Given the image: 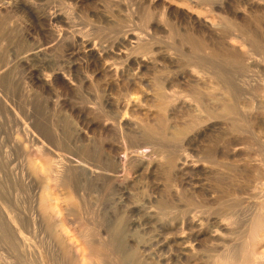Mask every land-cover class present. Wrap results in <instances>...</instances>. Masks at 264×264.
Here are the masks:
<instances>
[{
    "label": "bare ground",
    "instance_id": "obj_1",
    "mask_svg": "<svg viewBox=\"0 0 264 264\" xmlns=\"http://www.w3.org/2000/svg\"><path fill=\"white\" fill-rule=\"evenodd\" d=\"M184 1L194 4L201 12L214 15L217 21L210 23L208 19L204 22L199 19L189 28L185 24L190 19L189 14L176 9L172 2L143 0L142 5L146 8L143 11L147 13L148 20L146 24L144 21L140 32L125 25V18L131 17L128 13L131 8L126 0H0V46L7 47L6 52L0 51V82L6 86L14 85L17 78L22 77L18 73H24L31 87L27 86L35 93L48 97V108L66 110L68 115L65 116L74 120L60 128L59 143L55 140L52 142L56 144L43 142L33 132L35 101L30 98L28 89L23 87L22 91L26 89L28 93L25 91L24 96L20 95L25 97L28 110L24 118L16 119L15 125L33 143L29 165L35 174L42 176L45 185L32 198L35 214L26 212V216L20 210L22 207H16L20 204L19 200L8 193L0 176V245L7 247L9 253L12 251L21 262L28 261L32 252L26 232H36L39 226L58 218L53 215L57 210L54 211V208L64 205V201L66 205L75 201L76 205L75 199L80 197L77 194L80 191L77 178L84 176L87 179L86 171L90 170L81 162L82 157H78L82 145L78 142L89 141V134L92 133L99 137L100 145L95 146L98 149L94 152L96 162L91 176L99 180L103 177L102 180L108 184L105 186L112 189L111 203L116 208H127L132 214L140 216L138 220L130 219L132 216L128 218L134 231L139 227V230H149L151 234L147 239L145 233L144 238L133 237V234L131 238L123 226L125 223L120 221L113 226L108 222L107 238L93 242L95 240L90 237L93 231L97 232L86 226L80 234L92 257L97 260L115 257L113 261L116 260L117 264H264V152L261 158H253L246 154L244 147L227 142H237L241 138V130L234 127L235 120L241 123L248 118L245 123L257 126L264 134V105L255 109L252 104L251 107L247 105L250 101L244 103L245 106L241 102L242 96L252 89L264 97V35L253 27V23H259L260 16L264 17V0ZM131 10L140 12L139 8ZM139 14L137 17L141 16ZM78 19H81L80 22ZM132 20L127 21L131 23ZM86 26H91V29H85ZM167 26L180 37L182 45L190 47L189 53H185L186 50L181 52L186 59L189 58L188 62L181 55L163 53L157 45L158 32H165ZM100 27L115 28L112 36L107 33L111 36L108 41L96 35ZM58 30L65 39L62 51L59 50L60 55L56 57L57 54H48L44 48L51 35ZM64 58L72 60L67 67L64 64L66 68L62 65ZM134 87L139 90L134 92ZM57 88L69 97L77 96L83 89L90 90L95 104L93 101L92 107L88 106L90 102L81 106L71 104L67 98L62 99L57 94ZM186 88L191 94L180 91ZM207 89L208 92L205 91ZM201 93L212 98V107L204 102L206 99ZM146 101L156 108V117L152 114V117L141 120L140 113L152 109ZM130 109L139 113L137 118L141 121L136 120L135 115L134 119L131 112L129 115ZM176 109L190 113V119L176 120ZM249 109L251 112L243 118L242 112L246 113ZM125 130L139 135L146 130V135L158 137L166 145L147 146L145 143L128 149L120 143L108 141L117 131ZM214 133L223 140L218 138L216 142L205 144L206 138ZM21 143V139H17L15 146ZM188 149L198 153L197 156L187 154L185 150ZM2 155L7 168L9 154ZM82 155L86 154L83 152ZM234 169L242 175L241 179L244 178L246 185L243 184V187L233 188L223 181L226 175L235 174ZM11 171L13 174L14 170ZM232 171L234 174L230 173ZM159 175L175 188L171 202L162 193H159L162 196L160 200L154 194L141 201L139 194L140 201H135L136 194L141 190L136 191L135 188L134 193V186L146 180V184L151 185L149 190H160ZM12 181L20 188L39 186L28 173L16 175ZM231 185L234 186L235 182ZM62 189L67 192L66 198H62ZM58 192L62 193L59 194L64 199L62 202L55 196ZM186 192L191 193L194 200L186 199ZM76 194L78 197L75 198ZM59 214L61 216L56 219V225L61 233H66L69 217L65 213ZM113 218H110L111 223ZM96 235L99 236V232ZM132 240L135 241L133 244L136 243L135 247ZM61 241L64 252L69 256L74 254L79 264H94L91 257V263L88 262L84 249L77 247L78 250L76 248L72 252L67 241Z\"/></svg>",
    "mask_w": 264,
    "mask_h": 264
},
{
    "label": "rangeland",
    "instance_id": "obj_2",
    "mask_svg": "<svg viewBox=\"0 0 264 264\" xmlns=\"http://www.w3.org/2000/svg\"><path fill=\"white\" fill-rule=\"evenodd\" d=\"M138 1V2H137ZM141 1V2H140ZM142 1L143 0H126V2L128 3V5L130 6V8L132 9V8H139L140 9V12H139V10L136 12V13H134V12H132V10L131 9H129L130 11L128 12V13H130V15H131V17L129 16L128 18H125V25H126V27H128V29H130V30H138V31H140V32H142L141 30L142 29H140V28H142V27H144V25H143V23H144V21H145V24L147 23V18H146V12H144V11H146V8L144 9V5H142ZM168 2H172V4L174 5V7H176V9H178L179 8V10L180 11H182V13H183V11H184V14H186V15H188V16H190V19H188L187 20V22L185 23L189 28H192L193 27V23H195V22H197V21H199V19L201 20V21H206L207 19V21H210V23H215L217 20H215L216 19V17H213L212 16V14L210 15L209 13H205V12H201L200 11V9H198L197 10V8L196 7H194L193 5L194 4H191V3H189V2H186V1H184V0H167ZM138 3V4H137ZM140 3V4H139ZM191 6H190V5ZM141 5V6H140ZM141 7V8H140ZM142 9V10H141ZM143 9H144V11H143ZM142 11V12H141ZM141 13V14H139V13ZM189 12V13H188ZM80 13V12H79ZM127 13V12H126ZM142 13H145V14H142ZM193 13V14H192ZM205 15H204V14ZM135 14V15H134ZM137 14H139V15H141V16H139V17H137L138 15ZM206 14H209V16L208 15H206ZM77 15H79V14H77ZM127 14H125V16H126ZM203 15V16H202ZM135 16V17H134ZM208 17V18H207ZM212 17V18H211ZM133 19L132 21H131V23H130V21H127V20H131V19ZM137 18V19H136ZM142 18H143V20H142ZM144 18H145V20H144ZM193 18V19H192ZM263 18V19H262ZM261 18V16H260V20H259V23H253V27L255 28L256 27V29L258 30V32L260 33V35L262 34V35H264V30L262 31V28L264 27V17H262ZM127 19V20H126ZM135 19V20H134ZM206 19V20H205ZM257 19V18H256ZM259 19V18H258ZM79 20V22H80V20L81 19H78ZM253 20H255V18L253 19ZM262 20V21H261ZM82 22V21H81ZM83 23V22H82ZM134 23V24H133ZM189 23V24H188ZM191 23L193 24V25H191ZM137 24V25H136ZM83 26H85L84 24H83ZM82 26V27H83ZM174 26V25H173ZM263 26V27H262ZM91 27V26H90ZM89 26H86V28L85 29H87L88 30V28L89 29H91ZM139 27V28H138ZM172 27V26H171ZM101 29H97L96 30V35H98L99 37L98 38H100V36L102 37V38H100L101 40L103 39V38H106V41H108L109 39H110V37L112 36V34H114L113 32H114V30H115V28H113V27H103V29H102V27H100ZM106 28H107V30H106ZM109 28H110V30L113 28V30H109ZM167 28H168V30H166L165 32H163V31H161V32H158V35H157V45L158 46H160V49H162V51H163V53H164V51H166L165 52V54L167 53V54H171V53H173L172 55H174V54H178V55H181V56H183V54L182 53H184V51L186 50L187 52H185V53H189V50H190V47L189 46H186V45H182L181 44V42H180V37L179 36H177V35H174V33L173 32H171L170 30H171V28H170V26H167ZM264 29V28H263ZM143 30H144V28H143ZM170 31V32H169ZM97 32H99V34L97 33ZM262 32V33H261ZM107 33H110L111 34V36H109V34H107ZM108 35V36H106V35ZM170 34V35H169ZM172 35V36H171ZM174 35V36H173ZM170 36V37H169ZM168 37V38H167ZM171 37L173 38V39H171ZM177 37V38H176ZM262 37H264V36H262ZM108 38V39H107ZM162 40H161V39ZM175 38V39H174ZM64 39H65V37H64V35L60 32V30H58L56 33H54V34H52L51 35V38H50V42L45 46V48H44V50H45V52H47L48 54H54L53 56H56V54L58 55V56H56V57H59V55H60V51L59 50H61L62 51V48L61 47H63V45H64ZM159 39V40H158ZM103 41H105V39L103 40ZM173 41V42H172ZM159 43H160V45H159ZM176 43V44H175ZM179 44H180V46H179ZM171 45V46H170ZM182 46H186V47H182ZM189 49H188V48ZM5 48L7 49V47H2V46H0V51H2L3 53L4 52H6L5 51ZM176 49V50H175ZM177 51V52H176ZM182 52V53H181ZM181 53V54H180ZM188 55V54H187ZM184 57V58H183ZM182 58H183V60H185L186 62H188L189 61V58L188 59H186L185 58V55L183 56ZM70 59V58H69ZM68 58H64L63 60H62V65H63V68H66L68 65H69V63L70 62H72V60L70 59L69 60ZM184 61V62H185ZM64 62V63H63ZM69 62V63H68ZM64 64H65V66H64ZM166 64H168V66H169V63H168V60H166ZM19 74L20 75H22V77L20 76V77H18L17 78V81H15V84L14 85H4L2 82H0V148H1V150H2V152H0V162H2V164H0V166H2V168H1V170H0V176H1V178H2V180L4 181V183H5V186H6V190H8V193H10L11 194V196L13 197V198H17L18 200H19V202H20V204L19 205H17V203L15 204V205H17L16 207H18L21 211H23V213L25 212V214L24 215H26L27 216V213L30 215H32L33 213L35 214V212H36V209H35V207H34V204H33V201H32V198L36 195V193L37 192H39V191H42L43 189H44V185H45V183H44V179L42 178V176H40V175H38V174H35L34 172H33V170H32V168L30 167V165H29V156L31 155L30 153H32L34 150V146H33V143H31V141H29L25 136H24V134L23 133H21L20 131H19V127H16V125H15V121H16V119H18V118H21V117H23L24 118V114L26 115V111L28 110V108H27V102L25 101V97H23L24 95V93H25V91H26V93H28L29 92V94H30V98L32 97L33 99H34V107H33V115H34V117L32 118V120H33V122H34V128H33V132H34V134L37 136V137H39V138H41V140H43V142L44 141H47L48 143L49 142H51V143H53V144H56L57 142L59 143V135L61 134V130L65 127V126H67V124H69V122H71V121H74L73 120V118H71V117H66L65 115H68V113H66V110H63V109H58V110H53V108H48V106H47V103H46V101H47V99H48V97L46 96V95H40V94H37V93H35L34 91V89L32 90L30 87V85H29V82L25 79V76H23V75H25L24 73H22V72H20V73H18V76H19ZM150 76H152L151 74H149ZM17 76V75H16ZM20 79V80H19ZM24 79V80H23ZM19 80V81H18ZM23 81V82H22ZM26 81V82H25ZM21 83V84H20ZM27 84L30 86H27ZM1 85H3V86H1ZM6 86V87H5ZM28 88H27V87ZM5 87V88H4ZM8 87H10V88H8ZM19 87V88H18ZM26 88V89H28V92H27V90L25 89L24 91H22L24 88ZM136 87H134L133 88V91L134 92H136V91H138L139 90V88H136ZM29 89H30V91H29ZM138 89V90H137ZM5 90V91H4ZM9 90V91H8ZM32 90V91H31ZM253 90V89H252ZM250 91V93L249 94H246V96L245 95H243L242 96V98H241V102L244 104H247L249 101V103L247 104V105H249V107H251V105L250 104H252V106H254L255 107V109H256V106L258 107V106H262V105H264V97H263V95L259 92L258 93V91H256V93H255V91L253 92V91ZM22 91V92H21ZM59 91V92H58ZM90 90H82V92H79L78 94H77V96H74V97H69V96H67V95H65V93H63L62 92V90L61 89H59V88H57L56 89V92H57V94L62 98V99H66L67 100V102H69V103H71V104H73L74 103V105H78V106H81V105H87V102H90V103H88V106H94V104H95V101H94V99H95V97H92V95H91V97H90V93H91V91L89 92ZM180 91L182 92L183 91V93L184 94H191L190 93V90H187V88L186 89H180ZM205 91H207L208 92V89L207 90H205ZM204 91V92H205ZM3 92V93H2ZM24 92V93H23ZM87 92V93H86ZM131 92H132V90H131ZM207 92H205V93H207ZM10 93V94H9ZM11 93H13V94H15V97H13V94H11ZM31 93H32V95H31ZM6 94V95H5ZM8 94L10 95V97L8 96ZM23 95L22 97H21V95ZM92 94V93H91ZM201 95H202V97H204V102L205 103H208L207 105L209 106H211L212 107V105L214 104L213 103V101H212V98L210 97V96H208V94H204V93H201ZM9 97V99H7L8 97ZM36 96V97H35ZM38 96V97H37ZM44 97V98H43ZM89 100H87L86 98ZM209 97V98H208ZM20 98H22V100H19ZM72 99V100H71ZM84 99V100H83ZM12 102H10V101ZM71 100V101H70ZM81 100H82V102H81ZM87 100V101H86ZM91 100V101H90ZM45 101V102H44ZM94 102V104H93V102ZM207 101V102H206ZM252 101V102H251ZM7 102V103H6ZM85 103V104H84ZM148 106H150L149 104H151V102H149V101H146L145 102ZM92 104V105H91ZM242 104V105H243ZM245 104H244V106H245ZM25 105V106H24ZM151 107H152V109L150 110V109H148V110H150V111H142L143 113L141 114L140 113V115H139V118L141 119V120H143V119H148V117H152L153 115H154V117H156V112L155 111H157L156 110V108L153 106V104H151ZM253 107V108H254ZM35 109V110H34ZM46 109V110H45ZM132 109H130V111H129V115H130V112H131V116L133 117L134 115H135V117H136V120H138V121H141L140 119H138L137 117H138V114L139 113H135V112H133V111H131ZM153 110V111H152ZM176 110H179V111H176ZM175 110V112H174V117L176 118V120H178V121H183V120H186V119H190V115H188V114H190V113H187L186 111H181L180 112V109H176ZM252 110V109H251ZM50 111V112H49ZM249 111H250V109L249 110H247V114L245 113V112H242V117L244 118V116L246 117V115H249ZM151 114H150V113ZM251 112V111H250ZM37 113V114H36ZM58 113V114H57ZM60 113H62V114H60ZM186 113V114H185ZM194 113H196V112H192V114L194 115ZM60 114V115H59ZM149 114V115H148ZM153 114V115H152ZM179 114V115H178ZM183 114V115H182ZM191 114V115H192ZM197 114V113H196ZM57 115V116H56ZM128 115V116H129ZM182 115V116H181ZM187 115H188V117H187ZM187 118H186V117ZM135 117H133L134 119H135ZM64 118H67V120H69V121H67L66 119H64ZM181 118V119H180ZM242 119V118H241ZM246 119H248V118H245V120ZM244 120V122H243V120L241 121V123L238 121V120H235V121H233L234 123H235V126L234 127H236L237 126V129H239V130H241L240 132L241 133H239V136L241 137L239 140H240V143H239V140H237V142H234V141H227L228 143L230 142L231 144H239L240 146H242V147H244L245 149H246V154L247 155H249V156H251V157H253V158H261L262 157V153L264 152V134H262L261 132H259V129H258V127L257 126H254L253 124L252 125H248L247 123H245V122H247V121H245ZM54 121V122H53ZM66 121V122H65ZM36 122V123H35ZM43 122V123H42ZM63 122V123H62ZM243 122V123H242ZM56 123V124H55ZM42 124H43V126H42ZM63 124H64V127H63ZM244 124H245V126H244ZM37 125V126H36ZM62 125V126H61ZM244 126V127H243ZM36 127V128H35ZM46 127H48V128H46ZM79 127L81 128L82 126L81 125H79ZM233 127V126H232ZM38 128V129H37ZM60 128H62V129H60ZM245 128V129H244ZM48 129V130H47ZM244 129V130H243ZM253 131H252V130ZM43 131V132H42ZM58 131H59V133H58ZM20 132V133H19ZM118 133L117 134H115V135H113V137H110V139L108 140L110 143L112 142V143H117V144H121L123 147H127L128 149H130L131 147H132V145H136V144H145L146 143V145L147 146H150V145H153V144H158V143H161V139L160 138H158V137H153L152 138V136H148V135H146L145 133H146V130L144 131V134H142V135H139V134H133V133H131V132H129L128 130H125V131H117ZM251 132V133H250ZM37 133H38V135H37ZM260 133V134H259ZM57 135V136H56ZM215 135V136H214ZM89 136H90V140L89 141H84V142H78V145H80V144H82V145H80V150H79V152H78V157L79 158H81V162H84V164H86L88 167H90L89 169L90 170H88L87 169V171H86V174H87V179H86V177H84V176H78V178H77V183H78V185H79V190L81 191H78V196H80V197H78L77 196V194L76 195H74V197L76 198V197H78L80 200L82 199V201H83V203H82V201H80L78 198L77 199H75V200H77V202H76V205L74 204V202L75 201H73V202H69L68 204H70V205H66L65 203H67V202H63V204L64 205H59L58 207H55L54 208V211H55V209L57 208V210L55 211L56 213L55 214H53L54 216H55V218L56 217H60L61 215L59 214V213H62L63 215H64V213H65V215L67 216V218H68V221L70 220V222H69V224H68V228H67V230H69L68 232H67V230H66V233H61V231H60V228L56 225V219L58 220V218H56L55 220L54 219H50L51 220V222H50V220L49 221H47L43 226H39L35 231L36 232H33V230H32V233L30 232V233H27L26 232V236L27 237H29L28 239L30 240L29 241V244H31V253H30V255H29V259H28V261H24V262H21L14 254H13V252L11 251L10 253H9V250H8V248L7 247H4V246H2V245H0V253H1V255H0V264L2 263V264H79V261H78V259L76 260L75 259V255L74 254H70V256L69 255H67L64 251V248H63V245H62V241L61 240H65V241H67V243L69 244V246H71L70 248H71V251L72 252H74L75 251V249L78 247L79 249L80 248H82V249H84V253H87V254H85V256H86V259L88 260V262H90L91 263V258H93L92 260H94V261H92V262H94V264H117V263H115V261H113V259H115V257L114 258H112V259H110V258H107V259H100V260H97V259H95V257H92V254L90 253V248L87 246V245H85L84 244V242H83V240L81 239V231L83 230V228H86V226L88 227V228H90V230H95L97 233H95L94 231L92 232L94 235H95V237H94V235L92 234V236L90 237V239H94L95 241H93V242H99L100 241V238H102V239H106L107 238V235H106V231L108 230V227H107V224H108V222H109V224L110 225H113V226H115L116 224H118L120 221L122 222V224H124L125 223V225H127V226H125V225H123L124 226V228H125V230H126V233L131 237V238H133V237H137V236H141L142 238H144L143 236H144V233H145V239H147L148 238V235L149 236H151V234H150V231L149 230H143L142 228H140V230H139V227L137 228V230L136 231H134L135 229L134 228H132L131 227V225H129V220L130 219H134V218H137L136 220H138L139 218H140V216L138 215V214H132L127 208L125 209V208H116L115 207V205L114 204H112L111 203V198L110 197H112L111 196V194H110V192H112V189L110 190L108 187L109 186H105V185H108L106 182H104V179L102 180V178L103 177H101L100 179L101 180H99V179H96V178H94L95 176L93 175V176H91V169H93V167H95L94 165H95V163L94 162H96L95 160H96V156L94 155V152L98 149L97 147H99V143H100V141H99V137L98 136H96V135H94V134H92V133H90L89 134ZM219 136V134H213V135H211L210 137H208V138H206L207 140L204 142L205 144H208L209 143V141H214V142H216V141H218L217 139L219 138L220 140H223L222 138H220V137H218ZM258 136V137H257ZM22 137V138H21ZM121 137V138H120ZM253 137V138H252ZM150 138V139H149ZM152 138V139H151ZM257 138V139H256ZM17 139H21V141H22V143L19 145V146H15V144H16V141H17ZM53 139V140H52ZM117 139V140H116ZM121 139H122V141H123V143H121L122 141H121ZM28 140V141H27ZM55 140V142H52V141H54ZM57 140V141H56ZM114 140H116L115 142H114ZM119 140V141H118ZM216 140V141H215ZM253 140V141H252ZM121 141V142H120ZM246 142V144H245V142ZM242 142V143H241ZM148 143V144H147ZM119 144V145H120ZM84 145V146H83ZM97 145V147L95 148V146ZM166 144H164V143H161V146L163 147V146H165ZM25 146L27 147L26 149H25ZM9 147H10V149H9ZM82 147V148H81ZM249 147H251V148H249ZM176 148V145L173 147V149H175ZM0 150V151H1ZM27 150V151H26ZM33 150V151H32ZM89 150V151H88ZM7 152V154H9L8 156H9V161H10V163H9V161H8V159H6V162H7V168H6V164L4 163V157H3V155H2V153L3 154H6V152ZM18 151V152H17ZM261 151V152H260ZM11 152V153H10ZM83 152L86 154V155H82L83 154ZM90 152V153H89ZM185 152L187 153V154H189V155H192V156H197V154L198 153H195V152H193V151H191L190 149H188V150H185ZM26 154V155H25ZM23 155V156H22ZM82 155V156H81ZM201 155V154H200ZM253 155H255V156H253ZM12 156V157H11ZM26 156V157H25ZM124 155H122V157H123ZM83 157H85L86 158V160H85V158L83 159ZM88 157V158H87ZM11 159V160H10ZM90 159V160H89ZM80 160V159H79ZM84 160V161H83ZM28 164H27V163ZM39 164H40V166H42V163L41 162H39ZM87 167V168H88ZM13 168V169H12ZM24 169H26L25 171H24ZM6 170V171H5ZM8 170V171H7ZM11 170H14L13 171V174H12V171ZM81 169H79V171H80ZM6 173V174H4V172ZM78 171V173H80ZM89 171V172H88ZM233 171L235 172V174L233 173ZM232 172H230V173H233L234 175H232L231 176V174H230V176H229V174L228 175H226L227 177H225L226 179H224L223 181L226 183V184H228L229 186H232L233 188H238V186L239 187H243L244 185H246V183H245V180H244V178L243 179H241L242 177V175H240V173L237 171V169H234ZM8 172V173H7ZM19 172V173H18ZM238 172V173H237ZM3 173V174H2ZM10 173V174H9ZM15 173V174H14ZM21 173H28V174H31L33 177H34V179L36 180V185L39 183V186L37 185V186H34V187H24V188H20L19 186H16L14 183H13V181H12V178L13 177H15L16 175H19V174H21ZM3 176H2V175ZM237 174H239L238 176H237ZM235 175L238 177H235ZM161 175H159L158 176V182L160 183V190H156V191H152V190H149V189H151L150 187H151V185H148V184H146L148 181H146V180H141L142 182H140V183H137L136 184V186H134V193H136V191H138L139 190V188H140V190L141 191H139L138 192V194H136V200L135 201H140V199H141V201H145L144 199H147L148 197H150V195H154V197H157V199H159L160 197H164V196H166L165 198L167 199L168 198V201H170V198H172L173 196H174V194H175V191H173V190H175V188L173 187H171V186H169V184L164 180L165 178H163V176H161ZM233 177V178H232ZM39 181H38V180ZM236 179V180H235ZM238 179V180H237ZM85 180V181H84ZM87 180V181H86ZM160 180V181H159ZM244 181V182H241V181ZM239 182V183H237V182ZM145 184H144V183ZM233 182V183H232ZM234 182H235V185L236 184H238V185H231V184H234ZM240 182H241V184H240ZM230 183V184H229ZM9 184V185H8ZM151 184V183H150ZM168 184V185H167ZM217 184V183H216ZM244 184V185H243ZM41 185V186H40ZM141 185V186H140ZM10 186V187H9ZM145 186V187H144ZM146 186H150L149 188L148 187H146ZM217 185H215V188H218V186L216 187ZM226 185H224V187H225ZM35 187H38V188H36L35 189ZM138 187V188H137ZM145 188V190H144V188ZM226 187H228V186H226ZM225 187V188H226ZM42 188V189H41ZM135 188L137 189L136 191H135ZM171 188V189H170ZM10 189V190H9ZM27 189V190H26ZM30 189V190H29ZM108 189H109V191H108ZM168 189V190H167ZM243 189V188H242ZM142 190H143V192H142ZM147 190H149L150 192H148ZM154 190V189H153ZM17 191V192H16ZM29 191V192H28ZM172 191V192H171ZM31 192H32V194H31ZM61 192H63V195L62 196H64V197H62L61 195H59ZM61 192H58V193H55L56 195L55 196H57L59 199H61L60 201L62 202L64 199H62V198H66L65 196H66V191L64 190V189H62V191ZM66 192V193H65ZM171 194H170V193ZM17 193V194H16ZM148 193V194H147ZM150 193V194H149ZM152 193V194H151ZM158 193V194H157ZM159 193H162V196H161V194L159 195ZM164 193V194H163ZM167 193L169 194V195H167ZM19 194V195H18ZM62 194V193H61ZM65 194V195H64ZM84 194V195H83ZM143 197H141L140 195ZM18 195V197H16ZM113 195H115L114 194V192H113ZM146 195V197H144ZM158 195V196H157ZM173 195V196H172ZM186 196H185V198L187 199H189V200H194V198H192L191 199V197H192V194L191 193H189V192H186V194H185ZM189 195V196H188ZM10 196V197H11ZM82 196V197H81ZM83 196H85V197H83ZM139 196H140V199H138L139 198ZM172 196V197H171ZM60 197H62V198H60ZM160 200V199H159ZM78 201H79V203H78ZM60 202V203H61ZM171 202V201H170ZM71 203H73V204H71ZM89 203V204H88ZM62 204V203H61ZM66 205V206H65ZM80 205V206H79ZM29 207V208H28ZM61 207V208H60ZM66 207V208H65ZM79 207V208H78ZM35 210H34V209ZM89 210H88V209ZM122 209V210H121ZM61 211V212H59L58 214H57V211ZM113 210V211H112ZM114 210L115 211H117V212H114ZM127 210V211H126ZM27 212V213H26ZM119 212V213H118ZM130 212V213H129ZM111 214V215H110ZM114 214V215H113ZM117 216H116V215ZM135 215V216H134ZM110 216V217H109ZM114 216V218H113V223H111V221H112V219H110L111 217H113ZM132 216V217H131ZM131 217V218H130ZM118 218V219H117ZM128 218H130V219H128ZM114 219H117V220H114ZM127 219V220H126ZM103 221V222H102ZM127 221V222H126ZM53 223H55L54 225H53ZM97 223V224H96ZM94 228H93V227ZM95 226H97L96 228H95ZM104 226H106V227H104ZM80 227V228H79ZM127 227V228H126ZM46 230H45V229ZM99 228V229H98ZM44 229V230H43ZM71 229V230H70ZM78 229H79V232H78ZM105 229V230H104ZM128 229V230H127ZM55 230V231H54ZM133 230V231H132ZM43 231V232H42ZM131 231V232H130ZM146 231V232H145ZM29 232V231H28ZM98 232H99V236L98 235H96V234H98ZM58 233H59V236H58ZM137 233V234H136ZM143 233V234H142ZM147 233V234H146ZM73 234H75L76 235V238H74L75 237V235H73ZM133 234V237L131 236ZM135 234V235H134ZM106 237H105V236ZM147 235V236H146ZM31 236V237H30ZM60 236H62V238H60ZM64 236V237H63ZM43 238V239H42ZM47 238V239H46ZM78 238V239H77ZM96 238H97V240H96ZM99 238V239H98ZM75 239V240H74ZM92 239V240H93ZM33 240V241H32ZM71 240V241H70ZM77 240V241H76ZM39 241V242H38ZM61 241V242H60ZM75 241V242H74ZM31 242V243H30ZM41 242H42V244H41ZM79 242V243H78ZM135 241H131V243L133 244ZM33 243V244H32ZM46 243V244H45ZM49 243V244H48ZM72 243V244H71ZM81 243V244H80ZM39 244V245H38ZM48 244V245H47ZM74 244V245H73ZM131 244V245H132ZM134 245V247L136 246V243L135 244H133ZM132 245V246H133ZM39 246V247H38ZM85 246V247H84ZM34 247V248H33ZM3 248V249H2ZM7 248V249H6ZM40 248V249H39ZM46 248V249H45ZM78 248L76 249V250H78ZM38 249V250H37ZM36 250V251H35ZM56 250V251H55ZM87 251V252H86ZM41 252V253H40ZM47 252V253H46ZM50 252V253H49ZM3 253V254H2ZM38 253H39V255H38ZM8 254V255H7ZM42 254H43V256H42ZM55 254H57V255H55ZM62 254V255H61ZM4 255H6V256H4ZM47 255V256H46ZM40 258H39V257ZM45 256V257H44ZM57 256V257H56ZM63 256V257H62ZM32 259H31V258ZM34 257V258H33ZM37 257V258H36ZM44 257V258H43ZM91 257V258H90ZM7 258L9 259V260H7ZM43 258V259H42ZM60 258V259H59ZM66 258H70L68 261H67V259ZM4 259H6V260H4ZM50 259H52V261L50 260ZM54 259V260H53ZM65 259V260H64ZM75 261H74V260ZM35 260H38V261H35ZM95 260H97V261H95ZM6 261V262H5ZM15 261V262H14ZM41 261V262H40ZM53 261H55V262H53ZM77 261V262H76ZM27 262V263H26ZM35 262V263H34ZM37 262V263H36ZM47 262V263H46Z\"/></svg>",
    "mask_w": 264,
    "mask_h": 264
}]
</instances>
